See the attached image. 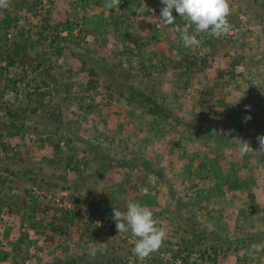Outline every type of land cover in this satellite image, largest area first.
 <instances>
[{
	"label": "rangeland",
	"instance_id": "rangeland-1",
	"mask_svg": "<svg viewBox=\"0 0 264 264\" xmlns=\"http://www.w3.org/2000/svg\"><path fill=\"white\" fill-rule=\"evenodd\" d=\"M105 2L0 7V264H106L100 253L113 260L138 239L112 218L130 202L152 211L163 243L209 248L213 259L191 263L264 264V0H229L218 38L175 10L158 30L161 0ZM185 32L200 45L185 48ZM84 222L104 234L81 233Z\"/></svg>",
	"mask_w": 264,
	"mask_h": 264
},
{
	"label": "clouds",
	"instance_id": "clouds-1",
	"mask_svg": "<svg viewBox=\"0 0 264 264\" xmlns=\"http://www.w3.org/2000/svg\"><path fill=\"white\" fill-rule=\"evenodd\" d=\"M8 0H0V7L7 6ZM162 5L160 20L162 23L155 25L158 30L172 25L175 22L173 10L190 25L195 26L197 33L209 32L214 37H220L230 31L231 25L227 19L230 6L229 0H161ZM120 5V0H106L105 7L112 9ZM177 31H182L177 26ZM183 45L185 48L199 46L200 40L195 34H182ZM248 106H246L247 108ZM251 116L244 118L245 122L251 120ZM236 144L237 149L243 154L253 151L250 142L240 137L231 140ZM260 150L264 149V135L257 137ZM140 191L147 194V188L141 187ZM113 220L116 229L120 234L131 233L138 238L133 248V254L141 260L147 258L152 252L158 250L165 237V229L159 227L158 221L154 219L152 211L139 203L130 202L126 211L113 210ZM101 247L106 244L100 243ZM95 255V251L90 252Z\"/></svg>",
	"mask_w": 264,
	"mask_h": 264
},
{
	"label": "trees",
	"instance_id": "trees-1",
	"mask_svg": "<svg viewBox=\"0 0 264 264\" xmlns=\"http://www.w3.org/2000/svg\"><path fill=\"white\" fill-rule=\"evenodd\" d=\"M94 70L90 71V76L93 78L94 76ZM92 81V79L90 80ZM93 82V81H92ZM1 101V100H0ZM8 110V112L11 115H17V111L11 107H7V104L2 103L1 107H5ZM254 146H256V143L254 144ZM256 151H258L259 154V158L264 162V151L258 146L256 147ZM57 210L56 209H49L45 215L49 218L53 217V219L56 221V223H58V225L60 226H64L66 220H69L73 223H75V215L74 212H72L73 214L71 215L70 218H68L69 212L65 211V212H61L58 215L56 214ZM74 215V216H73ZM84 225H81V233L83 232V234H87L88 232H90V234H87V236H97L100 234H104V231L106 229L105 225H101V227H99L97 229L96 232L92 231L91 227L89 226V224H87L86 222H84ZM73 225V224H72ZM76 226V223H75ZM112 235L114 234V232H111ZM127 237H134L131 235V233H125L124 234ZM135 246V243H127L124 240V243H122L121 245H117L116 247H114L111 252L109 254L114 255L113 260L112 259H106L107 255H103V253H100V259L101 258H105L106 261H104L106 264H108L110 261L112 262H116L118 264H120L121 260L125 261V254H131V252H133V248ZM202 244H197V245H185V246H179V245H175L172 243H163L160 246V248L152 253L153 256L151 258H148V262L147 264H158V261H160L159 257H161V255H167V257H163L161 258V264H200L198 262L195 263H191V258L194 254H198L202 260H206L207 259H213V255L210 254V250L208 247H204V249L201 248ZM216 253V252H215ZM96 257V255H95ZM115 260V261H114ZM164 260V261H163ZM51 264H95V262L91 263L90 259L88 258V255H84V256H74L68 259H57L55 262L51 263Z\"/></svg>",
	"mask_w": 264,
	"mask_h": 264
}]
</instances>
